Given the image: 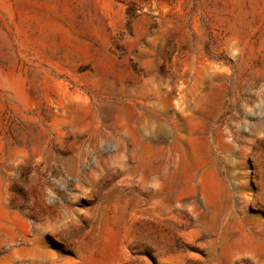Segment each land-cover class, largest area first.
I'll list each match as a JSON object with an SVG mask.
<instances>
[{"label": "rangeland", "instance_id": "374dc122", "mask_svg": "<svg viewBox=\"0 0 264 264\" xmlns=\"http://www.w3.org/2000/svg\"><path fill=\"white\" fill-rule=\"evenodd\" d=\"M0 264H264V0H0Z\"/></svg>", "mask_w": 264, "mask_h": 264}]
</instances>
